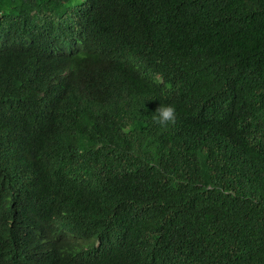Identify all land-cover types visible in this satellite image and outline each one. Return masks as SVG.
<instances>
[{
	"label": "trees",
	"instance_id": "16d2710c",
	"mask_svg": "<svg viewBox=\"0 0 264 264\" xmlns=\"http://www.w3.org/2000/svg\"><path fill=\"white\" fill-rule=\"evenodd\" d=\"M0 264H264V0H0Z\"/></svg>",
	"mask_w": 264,
	"mask_h": 264
},
{
	"label": "clouds",
	"instance_id": "9594fccd",
	"mask_svg": "<svg viewBox=\"0 0 264 264\" xmlns=\"http://www.w3.org/2000/svg\"><path fill=\"white\" fill-rule=\"evenodd\" d=\"M53 49L55 50V56L65 57L64 59H70L71 54L68 48V45L64 44L63 41H60V46L53 44ZM177 120V113L175 107L170 104L160 105L155 110V123L161 126L175 125Z\"/></svg>",
	"mask_w": 264,
	"mask_h": 264
}]
</instances>
